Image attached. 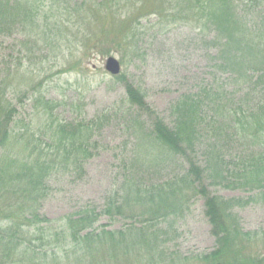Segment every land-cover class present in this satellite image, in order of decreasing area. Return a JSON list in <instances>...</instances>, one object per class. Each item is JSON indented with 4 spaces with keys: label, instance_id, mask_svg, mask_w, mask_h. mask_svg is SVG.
Instances as JSON below:
<instances>
[{
    "label": "trees",
    "instance_id": "trees-1",
    "mask_svg": "<svg viewBox=\"0 0 264 264\" xmlns=\"http://www.w3.org/2000/svg\"><path fill=\"white\" fill-rule=\"evenodd\" d=\"M249 1V6H264V0ZM54 6L59 13L52 17ZM41 8L48 10L43 17ZM165 13L173 21L186 14L193 23L211 28L218 46L215 67L228 75L226 81L183 95L171 108L170 126L124 72L112 77L123 83L130 106L152 117L147 138L159 149L157 164L179 158L188 171L143 187L130 181L101 210L85 206L49 219L40 212L49 181L71 161L80 169L88 155L83 134L94 126L63 124L54 116L57 103L37 98L44 114L58 121L49 145L54 150L46 152L38 138L15 129L17 109L0 82V145L5 148L0 154V264H186L190 261L168 254L167 244L196 198L204 201L215 247L191 257L194 264H264V228L246 231L236 210L264 204V90L257 106L244 107L256 95L250 91L241 107L230 108L229 87L239 89L256 79L264 88V37L254 36L238 0H0V37L22 26L27 36L42 37L49 50L58 42L54 37L73 33L86 50L104 56L113 52L111 46L117 50L137 44V21L151 15L162 19ZM206 134L209 143L200 165L197 151ZM232 143L253 150L229 160ZM210 184L253 195L227 198L211 193ZM102 217L126 224L109 229L110 224H98Z\"/></svg>",
    "mask_w": 264,
    "mask_h": 264
},
{
    "label": "rangeland",
    "instance_id": "rangeland-1",
    "mask_svg": "<svg viewBox=\"0 0 264 264\" xmlns=\"http://www.w3.org/2000/svg\"><path fill=\"white\" fill-rule=\"evenodd\" d=\"M238 1L246 22L254 28V36L264 37V6L256 8L249 6V0ZM123 9L119 8L118 12ZM52 11V17L58 16L55 6ZM46 13L48 10L41 8L39 15L43 17ZM168 14L162 19L157 15L139 19L137 44L117 50L111 46L113 52L104 56L86 50L73 33L68 34L71 37H54L58 42L49 50L42 37L27 36L28 31L22 26L0 37V82L7 87L6 95L17 109L14 124L17 132L27 130L29 138H38L36 143L41 149L46 152L53 149L49 145L54 144L51 137L58 121L45 115L41 105H36L39 97L57 103L54 116L61 123L94 126L83 134L88 155L82 157L80 169L72 167L71 161L54 172L49 181L50 192L40 207V212L49 219H61L85 206L101 210L108 197L122 192L130 181L143 187L188 171L189 166L179 158H172L167 165L157 164L159 149L147 138L152 117L130 106L123 83L104 68L108 56L116 57L122 72L141 89L149 105L170 126L171 108L183 95L197 93L210 85L221 86L228 75L215 67L218 46L210 36L211 28L193 23L186 14L176 21ZM35 38L37 42L30 44ZM258 85L254 79L239 89L229 87V93L233 94L230 108L241 107L249 100L246 93L250 91L256 95L244 107L257 106L264 90ZM208 143L209 134H206L197 151L200 165L204 163V148ZM227 148L229 160L253 150L244 143H232ZM4 152L0 145V154ZM209 188L211 193L227 198L253 195L246 190H228L211 184ZM236 210L246 231L264 228L263 203ZM100 221V225L110 224L109 229H118L125 223L118 220L111 224L106 217ZM174 227L177 233L169 237L168 254L176 253L182 262L194 264L191 257L214 249L215 239L202 198L193 200L188 213Z\"/></svg>",
    "mask_w": 264,
    "mask_h": 264
},
{
    "label": "water",
    "instance_id": "water-1",
    "mask_svg": "<svg viewBox=\"0 0 264 264\" xmlns=\"http://www.w3.org/2000/svg\"><path fill=\"white\" fill-rule=\"evenodd\" d=\"M104 68L112 76H117L122 71L120 61L114 56L107 57Z\"/></svg>",
    "mask_w": 264,
    "mask_h": 264
}]
</instances>
